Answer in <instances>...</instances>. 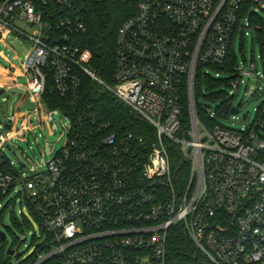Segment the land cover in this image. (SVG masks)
Masks as SVG:
<instances>
[{
	"label": "built area",
	"instance_id": "2783aa9c",
	"mask_svg": "<svg viewBox=\"0 0 264 264\" xmlns=\"http://www.w3.org/2000/svg\"><path fill=\"white\" fill-rule=\"evenodd\" d=\"M103 1L0 0V44L7 31L31 44L21 63L25 87H16V74L10 84L0 82L2 92L20 89L34 105L17 119L33 116L43 128L59 112L42 101L47 86L76 104L86 78L147 129L144 136L120 134L91 111L75 120L59 112L69 124L62 127L64 147L44 171L26 177L3 148L28 129L5 126L0 211L20 186L15 196L26 201L42 236H33L34 252L24 260L0 236V264H166L169 230L176 226L212 264H264V100L239 131L207 127L194 101L197 75L223 77L219 70L235 36L243 39L252 29L248 15L264 13V0H140L116 31L109 84L91 68L80 41L86 12ZM253 72L235 66L227 96ZM228 105L231 111L232 100Z\"/></svg>",
	"mask_w": 264,
	"mask_h": 264
},
{
	"label": "rangeland",
	"instance_id": "374dc122",
	"mask_svg": "<svg viewBox=\"0 0 264 264\" xmlns=\"http://www.w3.org/2000/svg\"><path fill=\"white\" fill-rule=\"evenodd\" d=\"M257 15L264 20L263 12H257ZM14 25L27 34L32 32L31 27L25 23ZM4 38L5 45L0 44V72L4 74L2 69L8 68L10 76L16 74V87L24 88L26 79L20 78L23 73L21 63H24L27 58L31 44L29 41L16 38L8 31L4 33ZM233 50L237 65L241 70L249 71L251 67L254 68L252 75L244 76L238 89L232 90V97L227 96L229 88H220L226 92L225 101L232 100L233 108L239 109L238 114L229 115L226 118L217 116L216 107L223 101H210L207 98L209 92L204 89L205 87L202 88L204 96L198 100V103L208 115L214 117L217 124L230 130L239 131L252 124L256 117V110L264 100L261 91L264 88V41H260L252 29L248 30L243 39H241L240 33H237ZM255 73H257V77H255ZM211 75L213 76V74ZM214 90L215 92L219 91L218 88ZM25 97H27V93L24 91L22 93L2 92L0 88V135L5 131V126H10L15 122L18 126L25 125L27 127L28 131L22 139L11 140L10 145L4 146L3 153L18 174L31 177L35 175L36 169L44 171V164L64 147L66 133H63L62 127L68 130L69 124L59 112L52 113L46 125L41 129L36 127V119L33 116L30 119H25L23 116L17 119V113L20 112L22 115L28 113L27 109L20 111L26 100ZM43 108V105L40 106L41 110ZM15 129L10 130V135L14 133ZM19 189L20 186H17L15 192L2 201L4 210L0 211L2 212L0 214V232L5 234L3 244L16 251L19 254V260H24L34 252L33 236L40 238L42 233L39 223L29 211L26 201L15 196ZM193 249L195 250V248ZM11 261L16 264V259H11Z\"/></svg>",
	"mask_w": 264,
	"mask_h": 264
},
{
	"label": "trees",
	"instance_id": "16d2710c",
	"mask_svg": "<svg viewBox=\"0 0 264 264\" xmlns=\"http://www.w3.org/2000/svg\"><path fill=\"white\" fill-rule=\"evenodd\" d=\"M140 0H104L101 3L92 4L86 12L85 19L87 31L80 36L82 48L91 53L90 66L96 74L106 83H110L114 71L115 60V35L118 27L128 18L134 15L137 3ZM250 26L256 37L264 41V20L259 15H248ZM237 66L236 56L231 44L224 67L219 70L222 78L214 80L205 78L203 80L197 75L194 90V101L198 120L212 128L217 125L214 117L202 109L198 100L203 97L202 88L209 92L210 101H223L216 107V115L226 118L230 115V105L225 101L226 92L220 88L228 87L231 80L236 79L233 70ZM226 76H228L226 78ZM80 93V100L76 104L71 103L70 98H60L52 92L51 86H47L42 101L51 110H57L72 120L74 116L91 111L101 121L110 124L113 131L120 134L134 133L144 136L147 129L137 121L130 112L119 105L113 97L99 87L84 78ZM219 91L215 92L214 89ZM186 172H178L177 179L185 180ZM19 226V224H18ZM166 264H212L203 255L196 252L179 227L169 230L167 243Z\"/></svg>",
	"mask_w": 264,
	"mask_h": 264
},
{
	"label": "water",
	"instance_id": "95a60500",
	"mask_svg": "<svg viewBox=\"0 0 264 264\" xmlns=\"http://www.w3.org/2000/svg\"><path fill=\"white\" fill-rule=\"evenodd\" d=\"M10 92L22 93V90L11 89ZM33 106L34 105L32 103L28 102V100L26 99L21 109H28L29 110V109L33 108ZM238 112H239L238 108H232L230 111L231 115H236V114H238ZM4 229H6V227H4ZM0 236L2 239L5 238V234L3 232L0 233ZM8 255L9 256L12 255V251H8Z\"/></svg>",
	"mask_w": 264,
	"mask_h": 264
},
{
	"label": "crops",
	"instance_id": "0c3cea01",
	"mask_svg": "<svg viewBox=\"0 0 264 264\" xmlns=\"http://www.w3.org/2000/svg\"><path fill=\"white\" fill-rule=\"evenodd\" d=\"M3 70V69H2ZM14 78V76H10V75H5V74H1L0 72V82H4V83H7V84H10L12 82V79ZM11 89H17V88H12L10 87L9 88V91ZM19 90V89H18Z\"/></svg>",
	"mask_w": 264,
	"mask_h": 264
}]
</instances>
